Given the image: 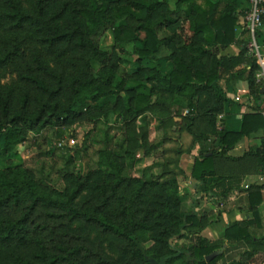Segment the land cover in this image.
Instances as JSON below:
<instances>
[{
  "label": "trees",
  "instance_id": "1",
  "mask_svg": "<svg viewBox=\"0 0 264 264\" xmlns=\"http://www.w3.org/2000/svg\"><path fill=\"white\" fill-rule=\"evenodd\" d=\"M243 5L0 0V264H254L264 256L261 186L251 185L236 203L248 218L213 240L203 235L210 218L183 207L181 172L150 176L146 167L141 177L132 175L138 149L149 156L158 147L149 140L150 115L163 129L181 117L190 149L200 148L189 177L215 203L241 191L240 176L264 172V81L239 25ZM109 29L115 44L105 49ZM233 44L236 55L226 52ZM162 46L165 57L158 56ZM121 52L136 55L131 68ZM238 80L247 81L249 93L236 103L222 81ZM234 104L247 107L238 127L220 118ZM86 121L110 124L103 145L85 167L77 165L84 147L67 151L61 185L20 162L18 146L31 133L51 131L61 140L62 129ZM259 131L260 145L229 154ZM183 237L193 243L172 242ZM144 240L152 242L148 248ZM226 241L221 255L206 259ZM235 249L242 250L228 258Z\"/></svg>",
  "mask_w": 264,
  "mask_h": 264
},
{
  "label": "rangeland",
  "instance_id": "2",
  "mask_svg": "<svg viewBox=\"0 0 264 264\" xmlns=\"http://www.w3.org/2000/svg\"><path fill=\"white\" fill-rule=\"evenodd\" d=\"M173 5V2H171ZM115 44L114 37L112 30L109 29L104 36L101 39V45L105 49H110ZM126 48L131 52L133 49V45H127ZM168 51L167 49L162 46L161 52L159 53V57H165L167 56ZM121 55L124 56L126 59V64L128 68H131L133 66L131 63H135L136 61V55L130 53V54H123L121 52ZM252 56L251 54H249ZM130 63V64H129ZM96 69L99 68V66L96 64ZM229 94H234L233 90L229 91ZM187 113V110H184V114ZM226 113H223L220 115V118H224ZM152 119L156 118L155 116H151ZM150 118V119H151ZM151 119V120H152ZM111 121V120H110ZM159 121V119H158ZM178 122H182L181 117H175L174 124L171 122V125L165 129L159 128V127H151L150 128V134H149V140L151 143L157 144L161 140H166V142L162 143L161 148H156L155 151L152 152L151 156V163H155L157 166L159 163H161L158 167L157 173L153 174L149 172L150 176H155L159 173H162L164 171L172 173L181 172L175 171L174 168L171 165L177 164L178 166L182 163L180 162L183 157L187 158L183 159V163L185 167H188L190 163V157L189 155L191 152H188L187 149L189 146H184L185 144L188 145L189 142L187 140L191 139V135L184 129V127L181 124H178ZM150 123V122H149ZM151 124V123H150ZM109 123H94V122H79L71 127H67L62 129V139H69L72 137L76 138V143L72 148H58L56 146V142L60 141V138H58L56 135L52 134L51 131H44L41 134H35L31 133L30 137L27 142L24 144H21L18 146V149L22 153V158L24 164L29 167H33L35 169H44L45 174H50L52 179L57 182V185H61L62 181L59 177L58 170L64 165L65 158L67 157V151H70L71 153H75L76 149H79L81 147H84L83 149H86V151H80L79 160L77 161L78 167H85L87 163L94 164L97 156L96 151L102 147L103 145V138H105V131L109 127ZM112 134H115L117 137H119V130L117 128L112 130ZM66 156V157H65ZM19 162L18 160H13L12 165ZM172 167V168H171ZM180 167V166H179ZM134 169L132 170L133 173ZM189 201L188 206L192 203L191 198H187ZM190 207V206H189ZM261 232H264V229H262ZM194 238L193 237H183L182 239H174L172 242L179 243V245H183L186 247H189L193 243ZM151 241L144 240V246L148 248L151 245ZM173 243V244H174ZM181 243V244H180ZM226 249V247H225ZM224 249V250H225ZM242 250V249H241ZM240 249L232 250L228 253L227 257L230 258V255H235L238 251H241ZM263 255H257L255 258L254 264H261L263 262ZM219 264H227L224 260H221Z\"/></svg>",
  "mask_w": 264,
  "mask_h": 264
},
{
  "label": "crops",
  "instance_id": "3",
  "mask_svg": "<svg viewBox=\"0 0 264 264\" xmlns=\"http://www.w3.org/2000/svg\"><path fill=\"white\" fill-rule=\"evenodd\" d=\"M241 22V19H240ZM241 26V24H239ZM240 51V47L238 44H233L230 47L226 49V52L236 55ZM222 85L225 87L227 92L233 90L234 94H230L232 97H235L237 94H243L247 95L249 93V87L247 81L244 80H238L235 83L227 84L225 81H222ZM237 103V102H236ZM247 107L245 105H239L234 104L231 107H229L226 111V119H227V125L232 127H238L239 123L242 118V114L246 112ZM151 117H149L150 119ZM152 119V118H151ZM149 123V132L151 127H159V121L157 118H154ZM161 129V128H160ZM263 136V132L259 131L258 133L254 134L252 138L250 139H243L241 140L235 148L230 150L229 154L234 156L241 155L247 148L254 146V145H260L261 143V137ZM150 137V136H149ZM165 143L166 140H161L156 145L158 148H161L162 143ZM188 145H184L188 152H191L189 155L190 157V163L188 167H185L183 163V159L188 160L187 158L183 157L180 162H182L179 166L177 164H172V167H175V171L181 170V173L178 175L179 179V187L180 192L184 195V202L183 207L185 209H192L196 210L201 215H207L210 218V224L204 229L203 235L209 237L210 239H221L224 238V232L225 228L230 225L233 222L236 221H242L248 218V214L240 210L238 208L237 201L238 199L245 194V190L248 189L251 185H259L261 186V192L264 195V180L262 179V175L264 172L259 173H248L246 175H242L237 178V181H239L241 191L244 190V192L236 191L233 192L231 197L227 199V202H220L215 203L211 198L208 197L205 186L203 184H198L194 181L193 178L189 177L194 157H196L199 154L200 148L198 145L191 148L192 143V136L190 140H187ZM137 157L140 158V161L136 164L134 167V171L132 173L133 176L141 177L143 173V169L146 167H152V173L156 174L158 167L161 163L158 164V166L155 163H151V156L152 153L149 156H144V150L138 149L136 153ZM171 167V168H172ZM158 175V174H157ZM187 198H191L192 203L188 206L189 201ZM260 215H261V222L264 226V202L260 208ZM229 242L226 241L225 247L227 248L229 246ZM239 259V256L237 257Z\"/></svg>",
  "mask_w": 264,
  "mask_h": 264
},
{
  "label": "built area",
  "instance_id": "4",
  "mask_svg": "<svg viewBox=\"0 0 264 264\" xmlns=\"http://www.w3.org/2000/svg\"><path fill=\"white\" fill-rule=\"evenodd\" d=\"M243 12L241 16V27L245 30L250 39L247 43L248 53L257 59L259 71L258 81H264V0H243ZM248 95L237 94L234 99L236 102L246 100ZM261 113L264 118V100ZM76 143V138L62 139L56 142L58 148H72ZM264 180V174L262 175Z\"/></svg>",
  "mask_w": 264,
  "mask_h": 264
},
{
  "label": "water",
  "instance_id": "5",
  "mask_svg": "<svg viewBox=\"0 0 264 264\" xmlns=\"http://www.w3.org/2000/svg\"><path fill=\"white\" fill-rule=\"evenodd\" d=\"M261 93H262V98H261V100L259 101V104H262V102H263V100H264V86H263V88L261 89ZM223 252H224V248H221L220 250H217V251L211 253L210 255H208V256L206 257V259H207V260H211V259L215 258L216 256L221 255Z\"/></svg>",
  "mask_w": 264,
  "mask_h": 264
}]
</instances>
